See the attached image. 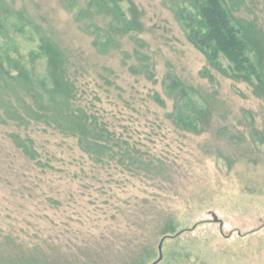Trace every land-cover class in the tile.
<instances>
[{
	"label": "rangeland",
	"instance_id": "374dc122",
	"mask_svg": "<svg viewBox=\"0 0 264 264\" xmlns=\"http://www.w3.org/2000/svg\"><path fill=\"white\" fill-rule=\"evenodd\" d=\"M12 1L53 30L80 103L153 166L135 175L44 125L0 121V264H151L165 236L158 264H264V82L222 73L169 0H122L132 27L107 53L94 40L110 16L84 26L61 0ZM224 2L264 37V0ZM8 31L11 64L44 74L39 33ZM140 63L151 79L132 72ZM173 79L203 109L190 127L169 116Z\"/></svg>",
	"mask_w": 264,
	"mask_h": 264
},
{
	"label": "trees",
	"instance_id": "16d2710c",
	"mask_svg": "<svg viewBox=\"0 0 264 264\" xmlns=\"http://www.w3.org/2000/svg\"><path fill=\"white\" fill-rule=\"evenodd\" d=\"M121 1L84 0L82 6L78 0H61L67 11L77 8L73 16L80 25L86 26L88 22L82 23L86 17L93 18L102 14L110 16L107 22L108 32L97 35L94 40V46L101 53L118 47L112 33L120 34L131 30L130 20L124 12L121 13ZM169 2L171 6H175L177 16L188 22L189 40L222 73L264 82L261 67L264 60L263 34L251 23L236 19L224 0ZM11 28L14 31L31 29L32 32L39 33L38 50L46 60L44 74L39 75L34 69L28 70L11 64L8 49L4 48L10 42L7 36ZM53 36V30L37 25L25 7H17L12 0H0V121L44 125L76 139L81 150L96 162L105 161L122 166L135 175H148L153 166L151 161L138 155L128 141L110 129L106 121L80 103L67 71V56ZM123 54L125 58L129 57L128 53ZM222 59L226 60L227 66L222 65ZM140 64L138 67L132 65V72L151 79L153 67L150 64ZM165 91L167 97L173 100L169 116L175 124L190 127L193 113L197 117L203 113L202 107H198L196 103L193 105L190 88L179 80L173 79ZM156 100L158 103L163 102L158 96ZM186 104H190L189 108H186ZM12 137L16 146L30 155L24 142L18 136ZM153 170L156 171L157 167H153Z\"/></svg>",
	"mask_w": 264,
	"mask_h": 264
},
{
	"label": "water",
	"instance_id": "95a60500",
	"mask_svg": "<svg viewBox=\"0 0 264 264\" xmlns=\"http://www.w3.org/2000/svg\"><path fill=\"white\" fill-rule=\"evenodd\" d=\"M211 216H212V221L215 222V223H219L220 225V228L223 227V221L220 220L217 215L214 213V212H211ZM167 236L163 237L161 239V241L159 242L158 244V253H159V257L156 261L152 262L151 264H158L161 260H162V246H163V241L164 239L166 238Z\"/></svg>",
	"mask_w": 264,
	"mask_h": 264
}]
</instances>
